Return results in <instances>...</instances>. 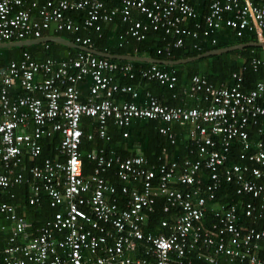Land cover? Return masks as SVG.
Listing matches in <instances>:
<instances>
[{
    "label": "built area",
    "instance_id": "2783aa9c",
    "mask_svg": "<svg viewBox=\"0 0 264 264\" xmlns=\"http://www.w3.org/2000/svg\"><path fill=\"white\" fill-rule=\"evenodd\" d=\"M195 1L201 3L117 0L115 6L107 7L104 0H0V43L42 38L51 31H99L103 23L113 22L120 14L129 23L126 32L136 40H142L150 28H163L165 33L178 35L169 45L181 46L183 35L198 36L187 20L204 13L202 25H195L203 36L210 37L226 26L237 36L249 31L256 42L264 44V0ZM76 10H85L82 20L70 15ZM133 12L144 14L147 21L134 19ZM90 41L76 36L73 42L90 48ZM211 43H216L215 37ZM48 46L49 42H42L40 50ZM259 48L261 58L251 62L254 71L261 66L264 71V45ZM136 70L168 87L176 82L174 71L162 70L155 63L135 68L129 61L80 50L74 56L43 59L24 51L19 59L0 65V189L23 181V173L17 171L23 154L32 162L41 152L42 138L61 135L58 155L46 158L42 165L31 163L24 179L30 193L27 204L39 207L45 192L55 210L31 225L14 204L0 202V233L6 235L0 264H192V252L206 264H222V257L226 264H264L258 252L264 230L239 226L235 204L221 203L215 197L221 173L225 181L236 185L237 194L250 193L254 198L246 203L245 215L264 219V182L260 181L264 174V78L244 90V68L232 74L233 83L222 87L195 74L188 93L203 92L205 106L161 104L149 92L139 104L115 99L116 93L138 96L135 86L115 80V76L133 78ZM86 77L91 84L81 99L77 83ZM16 87L22 93L10 94ZM83 117L96 120V134L105 139H109V123L127 128L135 119H153L165 123L159 132L173 144L170 124L186 126L197 158L170 160L163 149L154 164L141 152L121 158L92 149L86 157L95 165L86 174L80 151ZM250 132L259 138L251 139ZM123 136L127 137V131ZM235 139L244 147L241 158L247 157L254 165L232 164L220 172ZM111 167L119 186L102 174ZM202 174L209 182H204ZM157 196L164 197L165 212L173 209L176 214L172 225L167 219L159 222L164 229L160 233L145 231ZM208 213L216 220L206 228L202 221ZM3 219L7 225L1 223Z\"/></svg>",
    "mask_w": 264,
    "mask_h": 264
},
{
    "label": "trees",
    "instance_id": "16d2710c",
    "mask_svg": "<svg viewBox=\"0 0 264 264\" xmlns=\"http://www.w3.org/2000/svg\"><path fill=\"white\" fill-rule=\"evenodd\" d=\"M107 7H113L117 4V0H104ZM76 20H82L85 17V10H76L70 13ZM134 19H140L144 22L147 21L146 16L140 12H133ZM129 26L128 22L121 19V15L117 14L113 22L103 23L99 31L94 29H83L75 32L70 31H55L52 34L60 35L75 41L76 36L89 37L90 48L100 52H105L114 55H132V56H145L159 60L167 59H181L195 56L210 49L219 47L230 46L238 43L253 42L256 40L255 36L245 31L242 36H237L234 29L230 27H223L216 34L205 37L199 32L197 37L183 35V42L181 46H173L169 43L174 42L178 35L173 32L165 33L163 28L152 29L150 28L142 40H136L130 36L126 31ZM216 38V43H211V38ZM40 45L22 46V47H8L0 48V65H5L10 60H16L22 56L24 51L30 52L36 59H42L46 56L52 57H65L67 54L74 56L79 50L63 46L54 42H49L48 49L41 51ZM254 58H261V48L254 46H247L241 49L232 50L226 53L210 55L199 60H194L187 63L177 65L157 64L162 70L174 71L176 75V82L173 87L160 83L157 80H147L142 77L136 70L133 78H123L115 76V80L120 84H131L138 90L139 95L149 92L157 98L161 104L172 106H205L206 102L202 100L201 93L189 94V86L191 78L195 74L204 76L210 83L215 86L222 87L233 83L234 79L232 74L234 72H241L243 78V89L247 90L254 87L255 83L264 78V71L262 66L257 71L252 69L251 62ZM118 61H128L120 60ZM135 68L146 67L151 65L145 61L129 60ZM156 64V63H155ZM135 71V70H134ZM91 79L86 77L84 80L77 83L80 90L81 99L88 92ZM22 93L21 89L16 87L10 89V94ZM115 99L122 98L127 101L135 100L131 95L126 93H116ZM190 100V101H188ZM165 125L160 120L153 119H135L132 124L127 128L118 127L113 123H109L107 127V134L109 139L100 138L96 134L98 123L91 117H83L81 127L83 129V136L80 144V151L83 158V171L90 173L95 163L86 157V153L90 150L102 149L106 155L115 154L121 158L133 155L137 152L143 153L150 163H157L158 157L162 154L163 149H166L169 154L170 160H179L185 156L193 159L197 158V148L195 144L187 138L186 126L179 124H170L171 131L174 133L175 143H170L166 135L159 132V127ZM127 131V137L123 136V132ZM92 133L93 138L88 139L87 135ZM251 139L259 138L255 132H250ZM61 141V135L54 133L50 137L42 138L39 142L41 144V152L34 161H29L26 154L22 155L21 163L17 167V171L23 173V181L15 184L7 189H0V202H7L14 204L17 211L23 214L31 225H37L45 218H47L55 209L49 205V198L45 192L41 193L40 206L35 208L27 204L30 193L25 182V178L29 175L27 169L31 163L42 165L46 158H55L57 148ZM244 152L242 141L235 139L231 142L227 158L220 172L224 167L231 166L232 164H251L247 157L241 158ZM63 158V157H61ZM104 177L108 178L113 184L120 185L121 182L114 174V168L111 167L105 173ZM204 182H209L207 175L202 174ZM220 188L215 191V197L221 203H234L236 206V222L239 226L251 227L256 230H264V219L254 216L245 215V205L249 200L254 199L250 193H236V185L232 182H227L220 173ZM264 182V174L260 178ZM179 189H184V186H178ZM165 199L163 196H157L156 202L153 206V212L149 216L148 223L145 226V231H152L160 233L163 228L159 227V222L162 219H167L169 224L172 225L175 219V211L170 209L168 212L163 210ZM216 218L213 213L205 215L202 224L209 228L215 222ZM2 224L8 223L3 219ZM165 232V231H164ZM2 233V232H1ZM0 233V248L5 245V234ZM205 252L207 248H204ZM260 257L264 258V242H261L259 249ZM139 253L142 251L139 248ZM193 255L192 264H206L203 258H198L196 253ZM142 256V255H141ZM222 264H226L224 258L221 259Z\"/></svg>",
    "mask_w": 264,
    "mask_h": 264
},
{
    "label": "water",
    "instance_id": "95a60500",
    "mask_svg": "<svg viewBox=\"0 0 264 264\" xmlns=\"http://www.w3.org/2000/svg\"><path fill=\"white\" fill-rule=\"evenodd\" d=\"M42 42H54L57 44H61L63 46H67L70 48L78 49L80 51H86L98 56H103V57H109V58H115V59H121V60H134V61H145L149 63H156V64H165V65H177V64H182V63H187L191 62L194 60H199L201 58L208 57L210 55H215V54H221V53H226L232 50L236 49H241L247 46H254V47H260L264 44H260L256 41L253 42H246V43H238V44H233L230 46H225V47H219L215 49H210L208 51L202 52L200 54H197L195 56L187 57V58H181V59H167V60H159L151 57H145V56H132V55H114V54H109L105 52H100L95 49L86 47V46H81L73 41H71L68 38L62 37L60 35H48L44 36L42 38H36V39H26V40H21V41H11V42H1L0 43V48H8V47H22V46H30L32 44H39Z\"/></svg>",
    "mask_w": 264,
    "mask_h": 264
},
{
    "label": "crops",
    "instance_id": "0c3cea01",
    "mask_svg": "<svg viewBox=\"0 0 264 264\" xmlns=\"http://www.w3.org/2000/svg\"><path fill=\"white\" fill-rule=\"evenodd\" d=\"M192 3H193V5H197V4H199V3H201V1H193L192 0ZM107 6V5H106ZM203 14L204 13H200L197 17H196V19H188L187 20V25L189 26V28H192V29H194V30H197L198 31V35H199V28H196V24L197 23H199V24H201L202 25V23H203ZM223 29V28H222ZM221 30V29H220ZM53 32H55V31H51L48 35H55V34H52ZM57 32V31H56ZM32 45H40V43L39 44H32ZM31 46V45H30ZM40 50V49H39ZM19 59V58H18ZM43 59V58H42ZM115 59V58H114ZM121 60V59H120ZM129 61V60H128ZM146 95H145V93L144 94H142V95H139L138 94V96L137 97H135V98H133V99H135V100H132V101H135L136 103H142L145 99H146V97H145ZM188 101H190V100H188ZM187 133V132H186ZM187 136V135H186Z\"/></svg>",
    "mask_w": 264,
    "mask_h": 264
},
{
    "label": "bare ground",
    "instance_id": "6f19581e",
    "mask_svg": "<svg viewBox=\"0 0 264 264\" xmlns=\"http://www.w3.org/2000/svg\"><path fill=\"white\" fill-rule=\"evenodd\" d=\"M81 98V97H80Z\"/></svg>",
    "mask_w": 264,
    "mask_h": 264
}]
</instances>
